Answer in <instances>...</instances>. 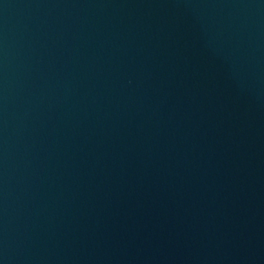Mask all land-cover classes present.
Masks as SVG:
<instances>
[{
    "label": "water",
    "instance_id": "95a60500",
    "mask_svg": "<svg viewBox=\"0 0 264 264\" xmlns=\"http://www.w3.org/2000/svg\"><path fill=\"white\" fill-rule=\"evenodd\" d=\"M0 264H264V0H0Z\"/></svg>",
    "mask_w": 264,
    "mask_h": 264
}]
</instances>
